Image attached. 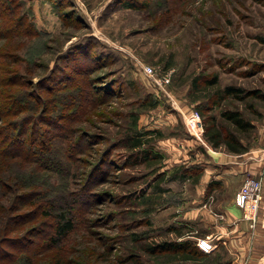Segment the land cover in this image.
<instances>
[{"label":"rangeland","instance_id":"374dc122","mask_svg":"<svg viewBox=\"0 0 264 264\" xmlns=\"http://www.w3.org/2000/svg\"><path fill=\"white\" fill-rule=\"evenodd\" d=\"M127 1L3 0L0 103L16 95L31 105L36 96L60 118L65 113L59 109L61 98L46 87L59 85L45 79L50 72L60 67L71 74L69 68L77 64L91 84L79 95L73 92V137L52 139L53 164H0V176L15 193L39 189L44 200L62 206L71 193L87 194L88 204L75 207L76 229L54 245L36 242L28 234L30 221L12 224L10 233L7 218L13 212L5 210L13 195L8 198L0 187V264H52L55 253L65 264L167 263L169 255L151 254L147 246L179 240L171 228H180L182 240L193 239L176 212L190 205L184 183H169L162 174L181 166L199 172L191 162L207 158L204 134L200 140L192 137L186 117L197 110L204 132L212 118L233 130L223 111L238 109L255 121L254 111L264 109V99L245 94L259 90L264 95V0H150L139 9L128 8ZM22 18L33 28L11 31ZM145 65L157 75L173 70L169 97L144 73ZM215 76L216 86L206 87L205 80ZM226 86L245 90L243 99L226 96L211 103L209 97ZM28 105L21 117L43 114L42 105ZM42 128L45 135L57 132L47 122ZM135 131L144 134L141 149L150 151L147 159L129 147L127 138ZM83 134L88 136L82 151L72 154L66 146ZM254 136H243L249 146ZM180 258L171 263H213Z\"/></svg>","mask_w":264,"mask_h":264},{"label":"trees","instance_id":"16d2710c","mask_svg":"<svg viewBox=\"0 0 264 264\" xmlns=\"http://www.w3.org/2000/svg\"><path fill=\"white\" fill-rule=\"evenodd\" d=\"M150 0H141L140 2L136 0H129L126 2V6L131 9H139L142 6H146L149 4ZM5 2V1H4ZM3 0H0V17H4V8H2V4H4ZM7 6H5L6 9ZM11 12H14L11 10ZM15 13V12H14ZM15 16V14H11ZM16 23L17 28L12 29L11 31L17 33H23L25 28H33L32 25L28 24L26 26L27 20L26 18L20 19ZM60 69V67H58ZM59 69L55 71H51L50 74L45 78L46 80H50L49 83H55L59 81V85L57 87L46 85L47 89L51 93V95L55 98L58 96L61 98L60 102V110H63L65 113L68 111V114H63L60 118L57 116L53 117L50 115L52 110H50L49 106L46 107V104H43V101L40 98L34 96L33 100L35 103L28 105L30 108H39L41 105L40 111L41 114L39 117L33 116H23L21 117L22 110L26 104H22V100L14 95L9 96V100L3 102L6 105L3 107V103H0V164L6 167H10L11 164H18L20 166L29 165V164H39L41 167H49L51 164L55 162L53 156L51 154V144L53 143L52 139L56 137H65L66 139H71L73 137V128L76 119L74 120V114L71 112L73 108V100L74 93L79 95L81 91H85L86 87H90L91 79L86 77V73L81 72V69L77 64L75 66H71L72 73H75L74 70H77L75 74H67L66 68ZM90 74V73H89ZM44 79V80H45ZM197 79L194 80V84L196 85ZM47 82V84L49 85ZM218 83V77L215 76L212 79L205 80V86L215 87ZM87 89V88H86ZM74 92V93H73ZM61 93L64 95L61 97ZM213 93V92H212ZM245 93V90L234 87V86H226L223 90H216L209 97V101L211 103L216 104L222 101L226 96H233L237 99H243L241 94ZM248 96H255L261 99H264V95L260 94L259 90L246 92ZM85 93L83 96H86ZM57 100V99H56ZM72 100V101H71ZM158 102H154L152 106H156ZM250 109H253V106H249ZM20 113V114H19ZM255 119L260 120L262 118V114L260 111H254ZM12 119L9 118V116ZM224 121L228 122L230 126H232L233 130H230L228 127H221L214 123V119L212 118L211 125H205L204 137L206 141L211 145L213 149H218L220 147L224 148L227 152L233 154H242L247 153L249 146L245 141V134H251L255 131V125L253 124V120L247 119L242 111L236 110H226L221 114ZM56 118V120H55ZM10 119V120H7ZM58 119V121H57ZM255 120V121H256ZM49 121V122H48ZM44 122L50 123L51 127L55 129L57 132H52L49 130V135H45L46 132L42 128V124ZM65 125V127H64ZM146 135V134H145ZM148 135V134H147ZM86 134L80 135L77 138L76 142L69 144L66 146L68 151L73 152L72 154L79 153L78 151H82L81 146L86 140ZM144 134H140L135 131L131 137H128L129 147L136 151H140V154L145 155L146 159L150 156V151L146 149H141L143 142L142 137ZM255 137V136H254ZM255 139V138H254ZM74 140V139H73ZM85 147V145H83ZM82 147V148H83ZM139 153V152H137ZM98 170V169H97ZM97 170H94V173H97ZM12 174V172H10ZM93 173V172H92ZM201 171L195 172L193 168L181 166L175 169L170 175L167 173L162 174V177H167V181L169 183L178 182L184 183L187 179H192L196 177L194 180L197 181ZM7 177L0 176V187L7 190V195L9 198V194L13 195L9 200V208H6L5 212L12 211V215L8 216L7 222L10 227L9 232L11 233V225L19 224L21 222L30 221L32 223L30 232L28 234L33 233L34 237H37L36 242H41V244L52 243V245L59 243L61 240H64L71 232L76 229V215L75 207L79 203H87V194L85 193H71L69 194V198L65 201L62 206L57 205L51 200H44L41 196L42 191L36 189L31 191L30 193H15L13 187L11 188ZM15 182V186L18 182ZM213 184L208 186L207 192H209L212 188ZM14 186V187H15ZM88 204V203H87ZM32 208L28 212L26 209ZM171 231L175 232L177 235H182V231L180 228H171ZM179 236V237H180ZM14 239H9L7 241L13 242ZM15 243V242H13ZM191 240H175L171 242H161L156 246H147L146 251L151 254L159 253L162 255H169L170 259L168 262L164 264H172L171 261L181 255L180 260L182 261H192L198 263L199 260L204 259L207 260L205 256L200 255ZM202 251V250H201ZM203 252V251H202ZM206 253V252H204ZM1 258V255H0ZM52 264H65L63 263V257L60 253H55L50 258ZM215 259H213V263H215Z\"/></svg>","mask_w":264,"mask_h":264},{"label":"crops","instance_id":"0c3cea01","mask_svg":"<svg viewBox=\"0 0 264 264\" xmlns=\"http://www.w3.org/2000/svg\"><path fill=\"white\" fill-rule=\"evenodd\" d=\"M260 112L262 118L253 122L255 141L247 153L233 154L222 147L213 149L205 142L206 160L191 162V166L200 167L197 181L194 177L184 182L183 194L188 196L190 205L176 211L180 224L191 228L187 238L193 239V247L200 255L216 260L212 264H264V109ZM246 174L263 183V201L254 230L235 203ZM184 238L182 234L179 240ZM200 240L212 245L209 253L201 251Z\"/></svg>","mask_w":264,"mask_h":264},{"label":"built area","instance_id":"2783aa9c","mask_svg":"<svg viewBox=\"0 0 264 264\" xmlns=\"http://www.w3.org/2000/svg\"><path fill=\"white\" fill-rule=\"evenodd\" d=\"M143 71L152 80L157 89L170 96L168 88L172 81L173 70H168L157 75L152 66H143ZM186 127L190 135L198 140L204 134V124L201 113L197 110L192 111L185 121ZM235 197V203L242 210L243 219L248 223L249 227L254 230L257 225L258 215L263 201V183L262 180L246 174L243 183ZM199 248L206 253L212 250V245L207 240L198 241Z\"/></svg>","mask_w":264,"mask_h":264}]
</instances>
